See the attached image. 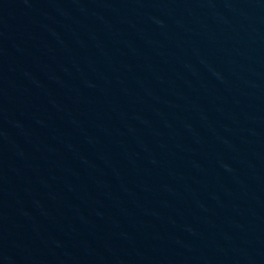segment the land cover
<instances>
[{"label": "water", "instance_id": "95a60500", "mask_svg": "<svg viewBox=\"0 0 264 264\" xmlns=\"http://www.w3.org/2000/svg\"><path fill=\"white\" fill-rule=\"evenodd\" d=\"M0 264H264V0H0Z\"/></svg>", "mask_w": 264, "mask_h": 264}]
</instances>
